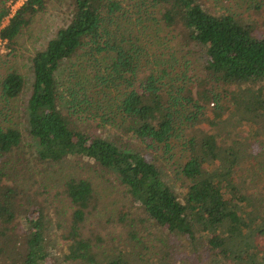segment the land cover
<instances>
[{
	"label": "trees",
	"instance_id": "1",
	"mask_svg": "<svg viewBox=\"0 0 264 264\" xmlns=\"http://www.w3.org/2000/svg\"><path fill=\"white\" fill-rule=\"evenodd\" d=\"M10 1L0 0V44L14 52L47 0L13 13ZM62 1L64 24L29 58L25 127L36 164L77 169L52 182L26 173L12 105L24 78L9 68L0 80V264H171L184 246L194 264H264V33L204 0ZM246 4L255 12L264 0ZM86 173L111 177L134 212L98 218ZM158 234L169 253L152 249Z\"/></svg>",
	"mask_w": 264,
	"mask_h": 264
},
{
	"label": "rangeland",
	"instance_id": "2",
	"mask_svg": "<svg viewBox=\"0 0 264 264\" xmlns=\"http://www.w3.org/2000/svg\"><path fill=\"white\" fill-rule=\"evenodd\" d=\"M204 1L206 5L214 12L223 11L233 13L236 18H242L243 23L249 24L253 28L256 26L261 33H264V5L259 11L252 12L246 9V0ZM7 4L9 7L11 6L10 2L6 3V5ZM65 8L66 5L62 0H47V7L45 10L36 14L31 24L19 36L17 47L14 52H9L8 48L4 47L3 44H0V80L9 68H16L24 78V90L21 96L18 99L12 101L15 124L22 132V141L20 147L18 148V153L21 155V162L23 164L22 167L25 168L26 173L28 175H33L37 179L40 177H46L47 179L50 177L54 179H61L67 176L70 171H76L77 169L76 167L72 166L73 164L70 161L69 163L65 162L52 165L49 170V165L40 166L36 164L34 158L35 152L37 150V144L35 140L29 135L25 127V107L33 80L29 58L36 51L43 50L47 41L51 39L55 35L56 31L64 24L67 16V10H65ZM6 22L7 19H5V23ZM189 59L191 60L192 67L199 65L197 56L193 52L189 53ZM63 165L66 166V168H64L65 171H63L65 172L63 176H60L59 172L52 173V169L55 170L56 167H62ZM86 175L92 181L97 194L100 196V209L97 214L98 218H101V220L115 218V213L121 206L124 210H126L127 207V209H132L131 212H134L135 207L132 208L129 206L130 202L128 198L120 196L117 191L116 183L111 177L104 179L94 173H86ZM50 181L52 182L51 179H49V182ZM170 181L172 182L173 187H176L177 190L180 189L179 179L171 177ZM260 184H264V179L260 180ZM56 219L57 217L54 215V213H52V229H54V221ZM165 238V236H161L160 234L157 236L152 235L151 246L152 244L154 245V248L152 247V249L156 251V248L160 247L169 253L170 249L167 247V245H163L161 243L165 240ZM167 240L169 242L168 245L171 244V246H173L176 242L173 238H169ZM179 242L181 244L182 238H179ZM185 251L186 248L184 246L178 248L177 252L171 254L169 256L171 259V264L172 261H175L176 264H184L185 261V264H194L190 260L191 256L185 254ZM153 260L156 262V264H159V261H156V257H154ZM205 264H225V262L223 259L210 257Z\"/></svg>",
	"mask_w": 264,
	"mask_h": 264
},
{
	"label": "built area",
	"instance_id": "3",
	"mask_svg": "<svg viewBox=\"0 0 264 264\" xmlns=\"http://www.w3.org/2000/svg\"><path fill=\"white\" fill-rule=\"evenodd\" d=\"M20 1H21V2H20ZM24 1H25V0H11V1H10V4H11V6H10V7H11L10 10H11V12L13 13L17 7H19L20 5L23 4ZM13 8H14V9H13Z\"/></svg>",
	"mask_w": 264,
	"mask_h": 264
}]
</instances>
